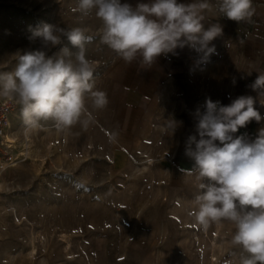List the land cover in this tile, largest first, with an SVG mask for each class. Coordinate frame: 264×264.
Instances as JSON below:
<instances>
[{
    "label": "rangeland",
    "instance_id": "rangeland-1",
    "mask_svg": "<svg viewBox=\"0 0 264 264\" xmlns=\"http://www.w3.org/2000/svg\"><path fill=\"white\" fill-rule=\"evenodd\" d=\"M77 5L0 0V72L14 71L18 52L40 47L28 39L30 26L85 28L94 35L85 47L95 87L109 101L95 110L86 98L93 121L63 130L52 121L26 129L18 104L7 136L18 158L0 170V264H240L246 254L232 243L234 225L205 231L190 214L200 181L188 171L194 161L185 149L207 98L229 105L252 96L262 120L234 136L254 140L264 128V96L250 87L264 75V13L248 36L232 37L222 53L159 93L158 80L134 86L140 60L128 63L104 44L95 9L83 15ZM64 47L75 51L62 37L48 54ZM171 119L181 122L174 133Z\"/></svg>",
    "mask_w": 264,
    "mask_h": 264
},
{
    "label": "clouds",
    "instance_id": "clouds-1",
    "mask_svg": "<svg viewBox=\"0 0 264 264\" xmlns=\"http://www.w3.org/2000/svg\"><path fill=\"white\" fill-rule=\"evenodd\" d=\"M208 0L182 3L178 0H147L135 6L121 0H78L77 11L87 15L95 9L102 21L101 40L126 62L139 59L152 66L161 56L176 55L177 49L193 50L197 66L206 65L216 53L212 44L222 35L219 23L205 27ZM217 10L237 23L254 14L252 0H216ZM29 40L40 47L17 53L14 71L0 72V96L16 101L28 130L43 128L52 121L57 129L77 123L87 128L93 121L86 106L104 109L109 101L95 87V67L86 57V44L94 39L81 27L65 28L43 23L31 28ZM67 37L68 47L49 55V50ZM235 83V81H233ZM264 96V75L250 86ZM255 99L241 95L229 105L207 98L204 110L195 112L196 133L187 138L185 155L194 161L199 193L193 210L196 222L205 231L213 223L234 225L232 243L243 253L240 264H264V128L254 140L234 136L251 121L260 122ZM181 122L171 119L167 127L174 133ZM198 137V138H197Z\"/></svg>",
    "mask_w": 264,
    "mask_h": 264
},
{
    "label": "crops",
    "instance_id": "crops-1",
    "mask_svg": "<svg viewBox=\"0 0 264 264\" xmlns=\"http://www.w3.org/2000/svg\"><path fill=\"white\" fill-rule=\"evenodd\" d=\"M182 3L195 2V0H178ZM211 7L204 12L203 24L205 27H209L213 24L219 23L222 26V35L217 37L212 44L215 45L217 55L222 53L224 48L229 43L230 39L238 38L242 39L248 36L249 32L257 27V23L261 22L259 18L264 13V0H252V7L254 8V14L250 19L241 21L239 23L224 17L222 13L217 10L216 0H208ZM211 56V57H212ZM198 59L197 54L185 47L184 49H177V54H168L167 56L159 57L152 66L141 64L136 69V75L138 79L134 86H141L158 80L159 93L162 89L169 84H172L174 80L180 77H189L191 70L196 68V61ZM145 86V85H144ZM134 94L138 93L133 89Z\"/></svg>",
    "mask_w": 264,
    "mask_h": 264
},
{
    "label": "built area",
    "instance_id": "built-area-1",
    "mask_svg": "<svg viewBox=\"0 0 264 264\" xmlns=\"http://www.w3.org/2000/svg\"><path fill=\"white\" fill-rule=\"evenodd\" d=\"M18 108V103L0 96V170L13 166L17 158L13 146L6 141V136L11 133L12 118Z\"/></svg>",
    "mask_w": 264,
    "mask_h": 264
},
{
    "label": "bare ground",
    "instance_id": "bare-ground-1",
    "mask_svg": "<svg viewBox=\"0 0 264 264\" xmlns=\"http://www.w3.org/2000/svg\"><path fill=\"white\" fill-rule=\"evenodd\" d=\"M8 136V135H7ZM6 136V137H7ZM7 142H13V140H12V138H10V137H7V140H6Z\"/></svg>",
    "mask_w": 264,
    "mask_h": 264
}]
</instances>
